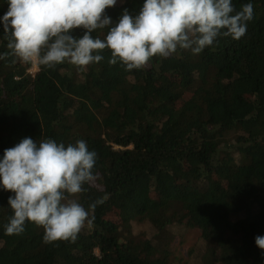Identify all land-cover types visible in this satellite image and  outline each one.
Segmentation results:
<instances>
[{"label": "trees", "instance_id": "16d2710c", "mask_svg": "<svg viewBox=\"0 0 264 264\" xmlns=\"http://www.w3.org/2000/svg\"><path fill=\"white\" fill-rule=\"evenodd\" d=\"M246 3L254 18L239 40L141 70L110 66L108 50L83 72L63 63L30 76L31 64L0 59V159L25 137L84 140L97 179L75 198L85 209L103 198L74 242L45 244L30 223L5 233L12 193L0 188V264H264V0H232L236 11ZM142 4L117 0L105 15L115 24ZM7 9L0 0V17ZM193 229L179 258L172 246Z\"/></svg>", "mask_w": 264, "mask_h": 264}, {"label": "clouds", "instance_id": "9594fccd", "mask_svg": "<svg viewBox=\"0 0 264 264\" xmlns=\"http://www.w3.org/2000/svg\"><path fill=\"white\" fill-rule=\"evenodd\" d=\"M117 0H7L2 17L8 53L24 64L54 68L68 63L83 72L104 59L125 71L141 70L154 57L166 59L178 50L199 54L213 46L218 37L239 40L254 18L252 3L239 11L232 0H143L135 15L125 8L118 21L105 15ZM77 29L80 36L72 35ZM106 31L103 38L93 36ZM97 153L84 140L67 146L53 139L37 143L23 138L5 149L0 159V188L11 192L8 206L12 215L5 226L7 235L24 232L26 223L43 229V242L75 241L92 225L88 209L75 198L85 184L97 179L93 172ZM264 253V236L255 237Z\"/></svg>", "mask_w": 264, "mask_h": 264}, {"label": "rangeland", "instance_id": "374dc122", "mask_svg": "<svg viewBox=\"0 0 264 264\" xmlns=\"http://www.w3.org/2000/svg\"><path fill=\"white\" fill-rule=\"evenodd\" d=\"M18 133L25 136V133L21 130H19ZM199 235L200 231L193 229L188 231L183 238L178 239L172 246L175 255L180 256L179 258H184L186 256L187 248L196 240ZM157 261L159 262L160 259Z\"/></svg>", "mask_w": 264, "mask_h": 264}, {"label": "built area", "instance_id": "2783aa9c", "mask_svg": "<svg viewBox=\"0 0 264 264\" xmlns=\"http://www.w3.org/2000/svg\"><path fill=\"white\" fill-rule=\"evenodd\" d=\"M38 70V67L35 64H31L29 68V74L30 76H34L35 72Z\"/></svg>", "mask_w": 264, "mask_h": 264}]
</instances>
